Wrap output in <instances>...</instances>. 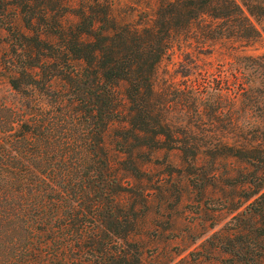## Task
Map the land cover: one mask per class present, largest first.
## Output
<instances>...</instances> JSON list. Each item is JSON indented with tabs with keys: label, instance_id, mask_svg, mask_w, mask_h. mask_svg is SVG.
Listing matches in <instances>:
<instances>
[{
	"label": "trees",
	"instance_id": "trees-1",
	"mask_svg": "<svg viewBox=\"0 0 264 264\" xmlns=\"http://www.w3.org/2000/svg\"><path fill=\"white\" fill-rule=\"evenodd\" d=\"M263 17L264 0H155L139 27L117 22L100 0H0L2 69L18 97L0 101V264H143L130 236L144 198L123 185L104 145L123 106V169L136 179L132 156L142 149L180 153L193 186L206 158L212 176L221 160L250 167L231 185L249 189L250 202L223 249L238 257L254 239L264 244V54L229 52L227 87L205 79L154 88L176 35L254 43L252 18ZM226 116L228 128L218 125ZM223 132L227 141L213 138Z\"/></svg>",
	"mask_w": 264,
	"mask_h": 264
},
{
	"label": "rangeland",
	"instance_id": "rangeland-1",
	"mask_svg": "<svg viewBox=\"0 0 264 264\" xmlns=\"http://www.w3.org/2000/svg\"><path fill=\"white\" fill-rule=\"evenodd\" d=\"M78 1L71 0L72 4ZM100 1L109 6L117 22L139 27L150 23L155 8V0ZM71 20L74 19L71 17ZM252 22L260 37L249 44L224 41L203 45L197 37V31L176 35L158 65L155 90L166 86L182 88L190 81L203 82L205 79L213 86L227 87L226 84L232 81L234 68L228 57L229 52L239 55L264 54V17L252 18ZM17 25L21 27L18 22ZM5 38L6 34L0 29V101L15 104L18 97L8 87L7 73L2 69L3 56L8 50ZM116 90L124 104L123 85H119ZM224 106L227 110L228 100ZM124 110L123 106L120 119L109 126L104 145L123 185H135L133 191L144 198L140 205L145 206L141 207L142 216L130 236V240L141 247L143 264H264V244L260 239H252L247 254L238 257L223 249L230 235L228 229L231 219L250 202L244 199L249 189L233 188L231 185L242 182L244 177L239 176V172L247 173L252 169L236 160L226 159L219 162L217 175L212 176L210 160L206 158L205 179L193 186L191 177L183 170L180 153L142 149L135 151L132 156L141 173L136 179L123 169L125 164L122 161L126 158L124 151H121L124 142ZM229 124L226 116L218 125L228 128ZM260 125L264 129V123ZM226 132L221 135L216 133L213 138L227 141L229 135ZM148 158L150 162H147ZM229 174H233L234 179L225 181Z\"/></svg>",
	"mask_w": 264,
	"mask_h": 264
}]
</instances>
